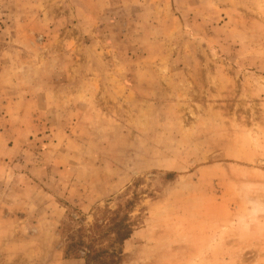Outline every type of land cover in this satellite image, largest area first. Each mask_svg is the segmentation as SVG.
<instances>
[{"label": "rangeland", "instance_id": "obj_1", "mask_svg": "<svg viewBox=\"0 0 264 264\" xmlns=\"http://www.w3.org/2000/svg\"><path fill=\"white\" fill-rule=\"evenodd\" d=\"M119 221L121 264H264V0H0V264Z\"/></svg>", "mask_w": 264, "mask_h": 264}, {"label": "trees", "instance_id": "obj_2", "mask_svg": "<svg viewBox=\"0 0 264 264\" xmlns=\"http://www.w3.org/2000/svg\"><path fill=\"white\" fill-rule=\"evenodd\" d=\"M119 228H123L122 231H117L115 234L114 244L118 245L114 251H107L104 249L95 250L91 244H84L80 238H78L73 244H71L67 251L64 250L65 258H82L84 264H121L120 255L122 253L121 245L126 240L131 232V224H125L124 221H119L117 224ZM76 247H82L84 254L81 256L76 252ZM71 252L72 255H69Z\"/></svg>", "mask_w": 264, "mask_h": 264}, {"label": "crops", "instance_id": "obj_3", "mask_svg": "<svg viewBox=\"0 0 264 264\" xmlns=\"http://www.w3.org/2000/svg\"><path fill=\"white\" fill-rule=\"evenodd\" d=\"M53 251V258L47 264H84L82 258H65L58 247L51 245Z\"/></svg>", "mask_w": 264, "mask_h": 264}]
</instances>
